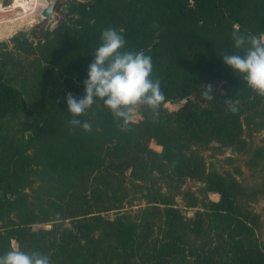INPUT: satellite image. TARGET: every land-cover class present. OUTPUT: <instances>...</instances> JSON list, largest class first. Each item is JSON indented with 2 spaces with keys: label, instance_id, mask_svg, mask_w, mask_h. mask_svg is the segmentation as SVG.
I'll list each match as a JSON object with an SVG mask.
<instances>
[{
  "label": "trees",
  "instance_id": "1",
  "mask_svg": "<svg viewBox=\"0 0 264 264\" xmlns=\"http://www.w3.org/2000/svg\"><path fill=\"white\" fill-rule=\"evenodd\" d=\"M68 15L72 24L0 43V255L15 242L52 264H264L261 216L240 207L242 185L209 171L190 152L214 142L238 153L247 149L243 118L264 113V97L221 55L241 53L231 39L237 27L264 34V0H75ZM109 27L123 34L126 50L152 57L151 78L161 82L165 101L155 121L146 106H136L139 119L132 113L126 132L93 106L81 117L91 124L85 132L69 123L66 94L84 95L88 66ZM21 57H31L38 99L26 130L10 136L4 123L23 111L25 100L7 72L29 71ZM208 84L223 90H213L211 101L201 92ZM225 99L240 101L235 114ZM177 101H185L178 110L164 109ZM253 157L258 164L264 149ZM159 180L203 185L200 197L185 194L193 216L180 211ZM129 181L146 185L148 205L136 220L107 218L104 213L123 208ZM39 224L49 229H34Z\"/></svg>",
  "mask_w": 264,
  "mask_h": 264
},
{
  "label": "clouds",
  "instance_id": "2",
  "mask_svg": "<svg viewBox=\"0 0 264 264\" xmlns=\"http://www.w3.org/2000/svg\"><path fill=\"white\" fill-rule=\"evenodd\" d=\"M233 48L241 53L222 54L223 63L255 95L264 97V34H243L239 28L231 33ZM94 60L88 66L87 78L83 81L84 95L77 99L71 92L66 94L69 123L85 132L91 124L81 117L97 106L106 109L121 131H130L132 113L136 106H146L155 121L159 108L165 101L159 79H152V57L143 50H126L123 34L113 27L102 31L100 45L95 50ZM203 98L213 100V86L205 85ZM227 110L235 114L239 100L225 99ZM0 264H52L49 256L39 251L25 252L18 246L0 255Z\"/></svg>",
  "mask_w": 264,
  "mask_h": 264
},
{
  "label": "rangeland",
  "instance_id": "3",
  "mask_svg": "<svg viewBox=\"0 0 264 264\" xmlns=\"http://www.w3.org/2000/svg\"><path fill=\"white\" fill-rule=\"evenodd\" d=\"M29 1V0H27ZM75 0H57L54 6L53 14L48 19L36 17V21L31 26H25L17 29L9 38L0 40L1 42L9 41L15 35H25L27 37H40L44 32L56 28L62 21L73 23L74 17L68 15V8ZM85 1V0H82ZM4 7H9L11 0H1ZM46 5V2L43 1ZM16 54V53H15ZM31 57H21L22 62L29 68L9 69L7 79L11 84L18 87L24 96L25 106L21 113L16 117L5 121V132L10 136H20L28 126L30 113L33 111L34 103L38 99L37 81L32 74V65L28 64ZM28 71V73H25ZM213 90H222L221 84H215ZM185 101L170 102L164 106L166 111H176L183 106ZM133 120H138L139 115L133 112ZM244 138L247 142V149L243 153H238L229 147L212 143L206 147L193 146L191 153L200 156L206 162L209 171H216L223 176H233L242 185L244 194L239 198V205L243 210L253 211L261 216V223L257 229V237L260 244L264 247V159L258 164H251L255 151L259 148L264 149V113L262 109L248 113L243 118ZM154 150L160 148L155 144L150 145ZM236 170H240L238 174ZM39 185L40 182H35ZM159 186L163 191L171 195L177 207L185 216H193L195 210L187 206L185 194L193 192L200 197V191L203 185L196 181H187L182 186H168L166 182L159 180ZM129 196L122 209L115 210L104 215L115 220L117 218L137 219L141 211L148 205L144 194L147 193V187L141 183L128 182ZM216 198V196H212ZM34 229H49L48 225H35ZM16 247L15 242L12 243Z\"/></svg>",
  "mask_w": 264,
  "mask_h": 264
},
{
  "label": "bare ground",
  "instance_id": "4",
  "mask_svg": "<svg viewBox=\"0 0 264 264\" xmlns=\"http://www.w3.org/2000/svg\"><path fill=\"white\" fill-rule=\"evenodd\" d=\"M38 6L46 5L42 0H11L10 6L4 7L0 0V40L9 38L19 28L31 26L37 19Z\"/></svg>",
  "mask_w": 264,
  "mask_h": 264
},
{
  "label": "water",
  "instance_id": "5",
  "mask_svg": "<svg viewBox=\"0 0 264 264\" xmlns=\"http://www.w3.org/2000/svg\"><path fill=\"white\" fill-rule=\"evenodd\" d=\"M46 2V6H38L36 14L40 19H48L52 16L54 6L57 0H42Z\"/></svg>",
  "mask_w": 264,
  "mask_h": 264
}]
</instances>
